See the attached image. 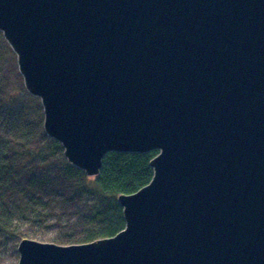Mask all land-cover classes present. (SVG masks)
<instances>
[{"label": "water", "instance_id": "water-1", "mask_svg": "<svg viewBox=\"0 0 264 264\" xmlns=\"http://www.w3.org/2000/svg\"><path fill=\"white\" fill-rule=\"evenodd\" d=\"M0 32L73 166L160 152L124 231L19 264H264V0H0Z\"/></svg>", "mask_w": 264, "mask_h": 264}, {"label": "rangeland", "instance_id": "rangeland-1", "mask_svg": "<svg viewBox=\"0 0 264 264\" xmlns=\"http://www.w3.org/2000/svg\"><path fill=\"white\" fill-rule=\"evenodd\" d=\"M3 54L4 48L0 45V99L4 96L9 98L8 104L0 108V186H5L7 192L12 187L15 192L10 201H6L5 196L0 200V221H6L19 239H9L0 233V264H19L18 246L22 239L64 247L68 246L65 243L70 233L74 231L80 238L83 230L74 227L73 230L70 229L76 222V216L71 215L73 212L63 215L61 225L57 222L56 214L60 212L58 205H61L60 191L50 189L45 199L39 196L34 198L36 200H21L24 193L31 194L36 191V181L24 179V176H27L25 174L38 169L37 167L45 161L43 167L49 169V158L36 156L32 151L28 156L20 152H25L24 148L28 147H46L49 139L53 138L45 133L44 107L41 99L32 96L27 90L18 67V57L15 55L14 59L4 54L3 58ZM14 151L17 154H14ZM49 157H56L53 160L61 161L62 157H65V150ZM21 208H26L35 220L31 221L29 218V222L22 219ZM41 214V218L36 219Z\"/></svg>", "mask_w": 264, "mask_h": 264}, {"label": "trees", "instance_id": "trees-1", "mask_svg": "<svg viewBox=\"0 0 264 264\" xmlns=\"http://www.w3.org/2000/svg\"><path fill=\"white\" fill-rule=\"evenodd\" d=\"M0 45L4 48L5 55L16 59L2 32H0ZM8 102L9 98L5 96L1 98L0 108L5 107ZM24 149L25 152L20 153L28 156L32 151L36 156L49 158L47 164L49 169L43 167L45 161L43 165L37 167L38 169L25 174L27 176H24V179L31 182L36 181L34 187L36 191L31 194L24 193L21 200L23 202L24 199L36 200L34 198L39 196L45 199L50 189L60 191L61 205H58L60 212L56 214L57 222L61 225L63 215L73 212L71 215L76 216V222L70 226V229L73 230L74 227V229L83 230L81 239L74 231L70 233L65 243L68 246L114 238L115 235L124 231L126 228L124 209L119 205L118 199L123 195H133L151 184L155 175L151 162L160 153L157 150H151L148 153L110 152L103 158L97 177L89 178L82 169L68 162L66 157H62L61 161L53 160L56 157H49L56 155L59 151H64L61 144L53 139H49L46 147ZM14 154H17L16 151ZM34 155L31 156L34 157ZM6 190L5 186H0V200L5 196L4 199L10 201L15 191L12 187L9 192ZM41 216L42 214L36 219ZM21 217L29 222L35 220L26 208H21ZM29 218L31 221L28 220ZM0 233L9 239H19L13 228L3 220L0 221Z\"/></svg>", "mask_w": 264, "mask_h": 264}]
</instances>
